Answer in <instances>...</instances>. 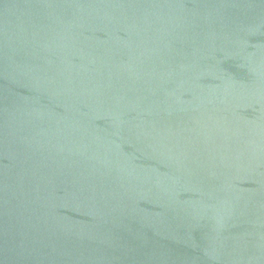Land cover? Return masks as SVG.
<instances>
[{"label":"water","instance_id":"1","mask_svg":"<svg viewBox=\"0 0 264 264\" xmlns=\"http://www.w3.org/2000/svg\"><path fill=\"white\" fill-rule=\"evenodd\" d=\"M0 264H264V0H0Z\"/></svg>","mask_w":264,"mask_h":264}]
</instances>
